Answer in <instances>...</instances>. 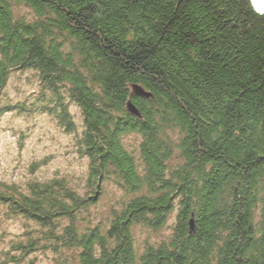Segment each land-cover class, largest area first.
<instances>
[{
  "label": "trees",
  "instance_id": "trees-1",
  "mask_svg": "<svg viewBox=\"0 0 264 264\" xmlns=\"http://www.w3.org/2000/svg\"><path fill=\"white\" fill-rule=\"evenodd\" d=\"M28 70L44 112L69 133L66 98L79 107L92 193L54 180L29 197L0 192V203L45 229L57 254L73 251V264H264V12L254 0H0V118L11 75ZM129 134L141 138L142 170L122 144ZM108 179L129 196L105 225L86 226ZM175 208L170 239L138 255L133 228L158 231Z\"/></svg>",
  "mask_w": 264,
  "mask_h": 264
},
{
  "label": "rangeland",
  "instance_id": "rangeland-1",
  "mask_svg": "<svg viewBox=\"0 0 264 264\" xmlns=\"http://www.w3.org/2000/svg\"><path fill=\"white\" fill-rule=\"evenodd\" d=\"M264 6V0H260ZM42 89L33 71L13 73L3 92L2 104L9 107L0 118V192L30 194L32 184L63 180L81 196L91 195L88 185L89 162L78 152V141L83 132V116L77 105L66 98L75 132L69 133L58 125L54 116L44 112ZM47 98L50 95L48 93ZM45 95V94H44ZM170 136L177 140L176 135ZM124 148L143 169L140 159L141 138L136 134L122 138ZM182 164L176 151L168 162L170 169ZM98 200L84 214L86 226L96 227L110 221L114 210L122 208L129 195L110 179L99 184ZM29 197V196H28ZM3 202V201H2ZM0 203V264H73L69 259L75 253L61 250L58 254L44 239L45 229L32 220L9 214L11 209ZM177 209L158 231L142 225L133 228L134 248L141 255L148 246H156L170 239L176 221ZM83 226L85 224L83 223ZM60 232V229L57 230ZM19 244L33 246L28 256L21 257Z\"/></svg>",
  "mask_w": 264,
  "mask_h": 264
},
{
  "label": "water",
  "instance_id": "water-1",
  "mask_svg": "<svg viewBox=\"0 0 264 264\" xmlns=\"http://www.w3.org/2000/svg\"><path fill=\"white\" fill-rule=\"evenodd\" d=\"M133 89L135 90L136 94L143 95L145 97L149 96V94H147L146 92L142 91L138 87H133ZM126 107H127L128 113H130L131 115H133L135 117H140V113H139L138 109L130 101L127 102ZM189 227H190V231L194 232L195 225H194V220L193 219L190 220Z\"/></svg>",
  "mask_w": 264,
  "mask_h": 264
},
{
  "label": "clouds",
  "instance_id": "clouds-1",
  "mask_svg": "<svg viewBox=\"0 0 264 264\" xmlns=\"http://www.w3.org/2000/svg\"><path fill=\"white\" fill-rule=\"evenodd\" d=\"M254 3L256 4L257 7L260 6V0H254Z\"/></svg>",
  "mask_w": 264,
  "mask_h": 264
},
{
  "label": "snow or ice",
  "instance_id": "snow-or-ice-1",
  "mask_svg": "<svg viewBox=\"0 0 264 264\" xmlns=\"http://www.w3.org/2000/svg\"><path fill=\"white\" fill-rule=\"evenodd\" d=\"M258 8L261 12H264V6H259Z\"/></svg>",
  "mask_w": 264,
  "mask_h": 264
}]
</instances>
